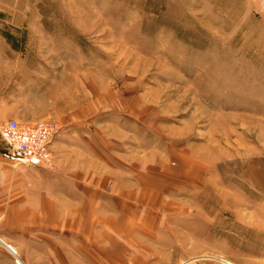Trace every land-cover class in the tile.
<instances>
[{
	"label": "rangeland",
	"instance_id": "obj_1",
	"mask_svg": "<svg viewBox=\"0 0 264 264\" xmlns=\"http://www.w3.org/2000/svg\"><path fill=\"white\" fill-rule=\"evenodd\" d=\"M10 119L62 131L52 168L4 159L0 142L2 255L35 238L25 220L69 210L122 264H234L258 243L231 219L264 186V0H0ZM33 180L45 196L60 181L73 207L36 214Z\"/></svg>",
	"mask_w": 264,
	"mask_h": 264
},
{
	"label": "crops",
	"instance_id": "obj_2",
	"mask_svg": "<svg viewBox=\"0 0 264 264\" xmlns=\"http://www.w3.org/2000/svg\"><path fill=\"white\" fill-rule=\"evenodd\" d=\"M1 161V158H0ZM8 166V165H7ZM26 175H34L39 172L37 170H22ZM59 173V172H58ZM60 174V173H59ZM56 174V176H59ZM8 168L5 164L0 162V192H6L9 184L6 182L9 180ZM57 180V179H56ZM33 185H30L27 190L35 195L36 200H41V204L35 206L36 214L43 217L46 211L43 210L44 207H52L58 214L57 208L58 203L67 205V207L72 206L71 202H68L67 198L59 192L60 181L55 183L54 187L47 189L49 193L51 190L55 194L42 195L41 190L43 187H39L33 180ZM2 187V188H1ZM256 192L259 193L258 203L257 201L253 204V208L246 209L242 214L243 220H232L231 223L234 225L235 229L242 235V238H248L250 241L255 239L257 244H252L249 247L244 248L241 257L235 258L234 264H264V186L259 185L257 188L253 187ZM27 192V191H26ZM253 201V202H254ZM65 203V204H64ZM248 214H250V219H248ZM70 213L66 215V220H58L55 214L50 217V220H25V226L20 227V231L26 237L32 236L34 234L35 238L33 240L26 241L25 247L20 244L19 250H17L12 244L8 243L10 248L9 252L13 255L14 259L2 255L0 251V264H122L121 259L117 260L116 255H106L105 252L99 250H91L89 248L90 237L88 234L84 235V231L81 232L82 225H80V220H69ZM46 217V216H45ZM44 217V218H45ZM42 218V219H44ZM59 218V217H58ZM226 217V219H228ZM90 221V220H88ZM227 220H212L213 224L219 222H225ZM217 222V223H216ZM211 223V224H212ZM85 225V223H83ZM229 224V223H227ZM80 225V226H79ZM65 229L68 238L66 241H53L52 238L58 240L59 232L58 230ZM79 232L80 234L75 235L73 232ZM58 237V238H57ZM3 239V238H2ZM4 240V239H3ZM58 242V244H57ZM101 253V254H100ZM229 256V255H227ZM108 257L109 260L105 258Z\"/></svg>",
	"mask_w": 264,
	"mask_h": 264
},
{
	"label": "built area",
	"instance_id": "obj_3",
	"mask_svg": "<svg viewBox=\"0 0 264 264\" xmlns=\"http://www.w3.org/2000/svg\"><path fill=\"white\" fill-rule=\"evenodd\" d=\"M60 131L61 126L54 119L37 122L10 119L0 125L2 157L16 164L52 168V146Z\"/></svg>",
	"mask_w": 264,
	"mask_h": 264
},
{
	"label": "water",
	"instance_id": "obj_4",
	"mask_svg": "<svg viewBox=\"0 0 264 264\" xmlns=\"http://www.w3.org/2000/svg\"><path fill=\"white\" fill-rule=\"evenodd\" d=\"M5 246L11 249V247L9 245L5 244Z\"/></svg>",
	"mask_w": 264,
	"mask_h": 264
},
{
	"label": "bare ground",
	"instance_id": "obj_5",
	"mask_svg": "<svg viewBox=\"0 0 264 264\" xmlns=\"http://www.w3.org/2000/svg\"><path fill=\"white\" fill-rule=\"evenodd\" d=\"M62 131V130H61Z\"/></svg>",
	"mask_w": 264,
	"mask_h": 264
}]
</instances>
